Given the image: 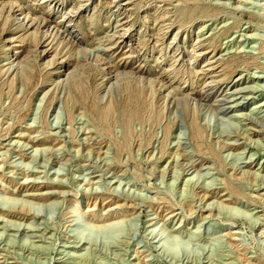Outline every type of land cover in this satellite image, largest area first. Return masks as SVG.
<instances>
[{
  "label": "rangeland",
  "instance_id": "1",
  "mask_svg": "<svg viewBox=\"0 0 264 264\" xmlns=\"http://www.w3.org/2000/svg\"><path fill=\"white\" fill-rule=\"evenodd\" d=\"M0 264H264V0H0Z\"/></svg>",
  "mask_w": 264,
  "mask_h": 264
},
{
  "label": "bare ground",
  "instance_id": "2",
  "mask_svg": "<svg viewBox=\"0 0 264 264\" xmlns=\"http://www.w3.org/2000/svg\"><path fill=\"white\" fill-rule=\"evenodd\" d=\"M210 64V63H209ZM195 126V125H194ZM193 126V133L195 134V136H196V134L198 133V129L196 128V127H194Z\"/></svg>",
  "mask_w": 264,
  "mask_h": 264
}]
</instances>
